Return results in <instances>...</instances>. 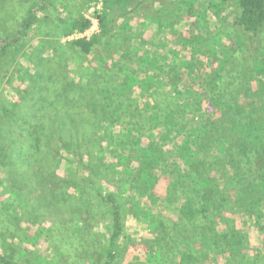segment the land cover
<instances>
[{
  "label": "trees",
  "instance_id": "16d2710c",
  "mask_svg": "<svg viewBox=\"0 0 264 264\" xmlns=\"http://www.w3.org/2000/svg\"><path fill=\"white\" fill-rule=\"evenodd\" d=\"M9 1L0 0V6ZM198 1H186L191 13H195ZM228 1H210L207 8L198 10L202 16L209 11L219 16ZM236 1L240 13L231 23L242 30L247 44L253 43L264 30V0ZM125 3L105 0L98 15L99 34L73 39L68 46L84 58L95 59L101 39L110 32L108 12ZM47 7L48 0L33 2L15 32L9 33L0 25V63L10 47L20 45L37 26L39 13ZM59 9L63 11V7ZM149 21L160 31L171 29L158 17ZM91 25L80 13L67 20L64 34L69 37L85 32ZM114 39L104 45L112 54L120 50L124 59L117 70H112L104 68L110 57L97 58L104 81L99 82V72L91 69L92 75L81 73L83 79H91L82 87L76 86L77 95L71 87L75 85L74 75L67 74L65 82L57 75L43 79L37 64L28 90L34 98L30 105L33 112H24V104L11 111L0 110V213L25 219L31 226L49 224L34 234L38 240H46L57 256L50 264H120L131 249L129 245L135 243L149 252V261L155 254L159 264H264V49L247 66L234 65L241 59L239 50L235 51L239 55L229 54L227 59L233 67L224 63L222 73L226 89L221 90L220 97L210 98L204 90L203 98L202 93L187 89L197 80L204 87L203 71L172 49L168 39H161L158 45L131 41L118 49L115 47L124 42L123 38ZM198 51L202 53L201 44L192 53ZM169 52L173 57L167 63ZM174 64L184 71L173 75ZM197 64L203 63L199 60ZM167 65L170 73L164 68ZM239 68L241 82L232 74ZM71 70L76 75V69ZM101 83L105 84L99 88ZM181 83L187 87L180 89ZM169 84L171 88L165 90ZM192 93L197 96L190 102ZM138 113L142 118L133 122ZM187 116L198 121L188 124ZM113 121H120L124 129L120 133L126 134L121 141L125 148L118 156L111 141L121 135L111 137ZM82 142H92L78 161L87 178L78 182L68 178L71 172L67 180L60 179V156L71 164L68 154H77ZM86 153L90 160L85 162ZM125 157L133 166L122 163ZM119 173L128 177L130 186L123 187L130 193L127 197L103 189ZM162 177L165 192L155 194ZM97 181L102 187L95 186ZM132 181L136 182L134 187ZM71 187L74 192H69ZM137 193L145 200L136 199ZM164 210L176 215L170 225L165 223ZM92 213H99L101 224H105L100 241L95 238L97 230H92L96 223ZM237 215L256 227V242L248 232L234 226ZM126 216L142 226L151 240L136 242L128 237ZM224 223L230 225L218 228ZM1 239L0 264H21L13 258L6 237ZM28 239L25 236L21 241ZM95 249L99 258L92 254ZM35 260L41 263L46 259Z\"/></svg>",
  "mask_w": 264,
  "mask_h": 264
},
{
  "label": "rangeland",
  "instance_id": "374dc122",
  "mask_svg": "<svg viewBox=\"0 0 264 264\" xmlns=\"http://www.w3.org/2000/svg\"><path fill=\"white\" fill-rule=\"evenodd\" d=\"M35 1L36 0H10L9 2L2 4L0 6V25H3L9 33L15 32L26 17L30 5ZM186 1L187 0H126L123 7H114L108 12V25L110 32L107 36L101 39V43L98 45L99 49L96 50L97 53L95 59H92L91 57L84 58L83 56H80L77 51H74V49H71L68 46L69 42L72 40L71 36L74 33L68 37L64 34V30L67 20L76 18L80 13L88 18L92 24V20L98 19V15L103 11L105 0H48V7L38 15L39 23L37 26H34L28 35L22 38L20 45L11 46L8 54L0 63V110L2 111L5 108L11 111L15 106L24 104V112H33V108L31 109L30 105L34 102V98L30 96L28 90L32 87V76L35 74L34 71L37 69V64L40 69V77L43 79H49L50 77L57 75L61 78V81L63 80V82H65L64 77L67 78V74L74 75L75 85L71 87L77 95L79 93L76 86L82 87L86 84L87 80L91 79V76H87L86 79H83L81 73H89L91 70L93 72H99V82L104 81L105 76H101V73L103 72H100L101 66L99 65L97 58H111L104 65V68L106 69L111 68L112 70H117L121 63H123V57H120L122 55L120 50L115 52V54H112L110 47L104 45V42L111 43L112 40H116L114 38L117 36H121L124 41L121 45L118 44L115 47L117 49L125 47L127 44H131V41L140 44L145 40V42L149 41V43L158 45L161 42V39H168L171 48L178 51L182 57L191 59V61L198 66L199 72L203 71L206 77L204 82L205 89L204 87H201L202 83L200 80H197L193 85H189L188 87L185 83H181L180 89L187 87V89L189 88L190 90L198 91L202 93L203 98H205L204 90H206V94L209 98L212 96L220 97L222 94L221 90L223 88L226 89V80L222 75L224 63L232 66V64L228 62V55H239L237 54L238 52H235L236 50H239V56L241 59L240 61L237 60L234 65L242 64L243 66H247L251 60L255 59L264 49V30L260 33L255 42L247 44L246 38L243 37L242 30L231 23L238 13H240V8L236 0H229L226 2L219 16H217L214 11H209L210 13L208 15L204 14L202 16V13L198 10L207 8L210 1L216 0H199L195 13L192 12L194 15L188 10L189 6ZM60 7H63V11L59 9ZM196 16L198 19H196ZM151 17L160 18L162 21L168 23V25L171 26V29L160 31L162 29H159L158 25L150 23L149 19ZM124 29L125 31L123 32ZM99 32L100 28L98 29V32L90 33V38L99 34ZM114 32H119L121 34L115 35ZM153 38H156L155 43H153ZM171 41L174 42L172 43ZM240 43L241 45H239ZM200 44L202 53L198 51L193 54L192 50L197 48ZM213 50H220L221 53H216ZM167 54L168 63L172 60L173 54L171 52ZM26 55L32 57L26 59ZM192 55H195L194 58ZM218 59L220 60V65L217 64ZM199 60L203 63L202 66L197 64V61ZM71 68L74 70L76 69V75L71 73ZM164 68L170 73L168 65L164 66ZM133 70H131V72ZM241 70L242 69L239 68L232 73L239 78L240 82L243 81ZM172 71L173 75H176L181 71H184V69L174 64ZM93 72H90V75H92ZM68 80L73 79L68 78ZM105 83H101L99 88ZM170 84L165 87V90L171 88ZM195 96H197L196 93H192L189 95V98H187L192 102V98ZM141 118L140 113H138L135 115L133 122H136ZM122 120H124V118ZM122 120L121 123H123ZM186 120L188 124L198 121V119H193L192 116H187ZM112 124V127H110V130L112 131L111 137L113 135L115 137L117 134L121 135L120 138L116 137L114 141H111L113 147L112 150H115V155L118 156L123 153L122 149L125 148L121 141L126 139V134L120 133L124 132V123L121 125L119 121L114 124L113 121ZM107 128L108 125L105 124V130ZM145 131L150 133L149 128H145ZM128 137L127 142L129 139ZM91 144L92 142H85V144L82 142L77 154H68L72 159L71 164H68L70 167L60 156L61 167L57 172L60 175V179L65 178L67 180L66 175L71 172L72 175L68 178H74L78 180V182H81L83 177L88 176L84 173V170L78 161L81 157L80 153L85 150L87 147L86 145ZM99 146L103 147V143H99ZM74 148H76V146H74ZM53 153H55V151H53ZM84 159L85 162L89 159L87 153ZM126 159L127 157L122 160V163L133 166L131 160L127 159L126 161ZM95 165L96 164L94 163L92 164L93 167ZM100 172L105 173L102 169H100ZM102 173L101 175H103ZM109 175L110 172H107L106 176ZM135 184V181L131 182L133 187ZM95 186L100 188L102 187V184L100 181H97ZM129 186L128 177L125 174L119 173L118 177L112 179L110 185L103 186V189L105 191L112 190L116 192L117 195L122 194L127 197L130 193L128 190H124L123 187L129 188ZM165 189L166 184L162 177L160 184L156 190L154 189V193L163 194ZM69 192H74V188L71 187ZM139 195L140 194L137 193V197L135 198L144 201L145 197H140ZM151 204L153 205V203ZM128 206H131V204H128ZM159 208V205L155 206L156 210H159ZM13 213H15V211H13ZM99 213H92L94 221L96 222L92 230H97L98 233L95 235V238L100 241L104 236L102 230L106 229L105 224H101L103 220ZM163 215L166 221L164 222L167 223V225H170L171 221L176 218V215L168 210H164ZM229 218L231 220L234 219V217ZM160 220L161 219H158L157 222ZM235 220L234 226L240 230L248 232L254 239L252 242H256V227H250L245 222V219L243 220L240 218V215H237ZM42 224L44 226H49V224ZM43 225L40 227H43ZM228 225H230V223H224L218 228H223ZM125 226L128 237L134 239L136 242H140L145 238L151 240L149 239V235H145L142 226L135 223L131 216H126ZM40 227L31 226L25 219L14 218L11 214L0 213V245H3L1 236L6 237L5 240L13 251V258L21 264H50V261L53 262L54 259L56 260L57 256L52 254L53 250L49 247L46 240H38L37 235L34 234V231L38 230ZM167 230H170V227H167ZM13 234L15 236H13ZM25 236H28L29 239L27 242H22L21 238ZM135 244L136 245H129L131 247L128 246L131 249L127 252L123 261H120V264H147L149 261V252L143 248L141 244ZM147 244H151V241H148ZM55 251H57V249ZM7 252L11 254V250H8ZM92 254L94 258L100 257L96 249L92 251ZM37 257L46 260L38 263L37 260H35ZM154 261L156 264H159L155 254H153L149 264Z\"/></svg>",
  "mask_w": 264,
  "mask_h": 264
},
{
  "label": "built area",
  "instance_id": "2783aa9c",
  "mask_svg": "<svg viewBox=\"0 0 264 264\" xmlns=\"http://www.w3.org/2000/svg\"><path fill=\"white\" fill-rule=\"evenodd\" d=\"M99 26H98V19L92 20L91 27L86 30L85 32H75L71 38L73 39H79V38H86L90 39V33L98 32Z\"/></svg>",
  "mask_w": 264,
  "mask_h": 264
}]
</instances>
